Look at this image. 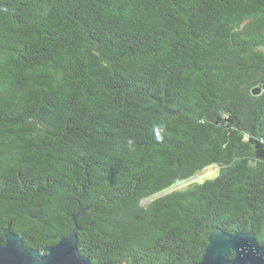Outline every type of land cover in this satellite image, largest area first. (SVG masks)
I'll use <instances>...</instances> for the list:
<instances>
[{"label": "trees", "instance_id": "16d2710c", "mask_svg": "<svg viewBox=\"0 0 264 264\" xmlns=\"http://www.w3.org/2000/svg\"><path fill=\"white\" fill-rule=\"evenodd\" d=\"M76 216L94 264L264 245V0H0V239Z\"/></svg>", "mask_w": 264, "mask_h": 264}, {"label": "water", "instance_id": "95a60500", "mask_svg": "<svg viewBox=\"0 0 264 264\" xmlns=\"http://www.w3.org/2000/svg\"><path fill=\"white\" fill-rule=\"evenodd\" d=\"M78 229L75 223L68 236L38 250L24 247L22 236L7 228L4 240L0 239V264H94L77 249ZM207 241L202 259L195 264H264V245L253 232L230 233L213 227Z\"/></svg>", "mask_w": 264, "mask_h": 264}, {"label": "rangeland", "instance_id": "374dc122", "mask_svg": "<svg viewBox=\"0 0 264 264\" xmlns=\"http://www.w3.org/2000/svg\"><path fill=\"white\" fill-rule=\"evenodd\" d=\"M218 174V168H212V169H207V170H204L201 174H200V176L202 175V177H201V181L203 180V181H205L206 179H210V178H214L215 177V175H217ZM199 176V177H200Z\"/></svg>", "mask_w": 264, "mask_h": 264}]
</instances>
